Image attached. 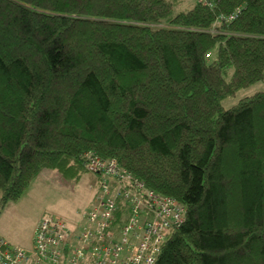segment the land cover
Instances as JSON below:
<instances>
[{
    "label": "trees",
    "instance_id": "16d2710c",
    "mask_svg": "<svg viewBox=\"0 0 264 264\" xmlns=\"http://www.w3.org/2000/svg\"><path fill=\"white\" fill-rule=\"evenodd\" d=\"M209 1L0 0L1 204L92 151L185 205L156 264H264V90L222 104L264 82V0Z\"/></svg>",
    "mask_w": 264,
    "mask_h": 264
},
{
    "label": "built area",
    "instance_id": "2783aa9c",
    "mask_svg": "<svg viewBox=\"0 0 264 264\" xmlns=\"http://www.w3.org/2000/svg\"><path fill=\"white\" fill-rule=\"evenodd\" d=\"M84 167L97 180L82 221L72 225L60 216L41 217L31 249L0 236V264L157 263L170 234L185 220V205L149 188L116 158L88 151Z\"/></svg>",
    "mask_w": 264,
    "mask_h": 264
},
{
    "label": "rangeland",
    "instance_id": "374dc122",
    "mask_svg": "<svg viewBox=\"0 0 264 264\" xmlns=\"http://www.w3.org/2000/svg\"><path fill=\"white\" fill-rule=\"evenodd\" d=\"M194 1L187 0V3ZM260 90H264V82L239 90L222 104L230 107ZM96 180V175L91 172L84 173L79 179H68L55 170H43L19 200L6 205L0 202V229L8 232V238L15 245L26 246L21 241H29L36 222L43 216H60L71 224L80 223L83 213L90 207Z\"/></svg>",
    "mask_w": 264,
    "mask_h": 264
},
{
    "label": "crops",
    "instance_id": "0c3cea01",
    "mask_svg": "<svg viewBox=\"0 0 264 264\" xmlns=\"http://www.w3.org/2000/svg\"><path fill=\"white\" fill-rule=\"evenodd\" d=\"M94 193H95V188H94V191H93V193H92V195H91V198H90V205H91V202H92V200H93V197H94ZM19 200V199H18ZM17 201V200H16ZM38 222V221H37ZM37 222H36V224H37ZM75 222V221H74ZM76 223V222H75ZM36 224H35V226H34V228H33V230H32V232H31V234H30V238H29V241L26 243V242H24V241H21L23 244H25L26 246H21V245H19L20 247H22V248H25V249H31L32 248V246H33V234H34V230H35V227H36ZM71 224V223H70ZM72 225H75V224H72ZM0 235L2 236V237H4V238H6L7 240H9L12 244H14L15 245V243L10 239V238H8L9 236H8V232H6V231H4L3 229H0ZM16 245H18V244H16Z\"/></svg>",
    "mask_w": 264,
    "mask_h": 264
}]
</instances>
